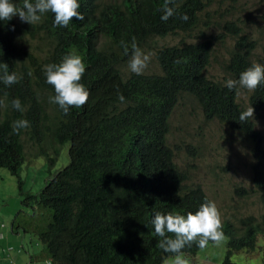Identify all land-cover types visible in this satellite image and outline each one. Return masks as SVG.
<instances>
[{
	"label": "trees",
	"instance_id": "1",
	"mask_svg": "<svg viewBox=\"0 0 264 264\" xmlns=\"http://www.w3.org/2000/svg\"><path fill=\"white\" fill-rule=\"evenodd\" d=\"M12 2L20 6L23 0ZM165 2L78 0L84 19H73L67 27L54 25L51 12L34 25L19 17L0 21V72L7 64L9 73L21 77L10 86L0 81V167L17 177L22 202L47 220L34 232L42 245L38 257L50 264H164L174 256L158 247L161 238L154 232V214L186 216L211 201L200 184L187 183L188 176L176 164L167 142L170 116L183 94L197 101L205 119L228 126L246 141L253 187L235 191L241 197L254 194L263 208L258 216L232 214L221 219L226 237L221 264H237L231 260L234 253L255 251L258 238L264 239V136L253 119L239 121L245 110L239 92L246 89L225 86V81L238 80L252 64L264 65V31L258 45L237 21L223 23L232 44L226 76L221 79L206 74L215 47L224 43L218 34L198 42L163 45L155 51L158 73L123 76L120 65L131 58L133 38L141 48L155 36L190 33L209 5L206 0H175L170 6L176 8V15L164 22L160 9ZM185 13L186 22L180 19ZM27 25L33 37L41 35L47 47L43 56H27L23 50L20 32ZM121 41L129 45L128 54ZM69 53L85 63L80 83L89 97L85 105L70 107L65 115L49 100L55 91L46 81L44 66L61 63ZM40 92L52 105L50 112ZM247 94L254 112L262 111L264 83ZM14 99H19L23 111L12 107ZM21 119L29 127L14 133L13 123ZM23 135L49 167L68 144V163L50 175L36 194L24 192L21 186L26 158ZM199 250L193 243L182 253L193 255Z\"/></svg>",
	"mask_w": 264,
	"mask_h": 264
},
{
	"label": "rangeland",
	"instance_id": "2",
	"mask_svg": "<svg viewBox=\"0 0 264 264\" xmlns=\"http://www.w3.org/2000/svg\"><path fill=\"white\" fill-rule=\"evenodd\" d=\"M208 6L199 15V23L190 32H179L165 37L149 38L141 51L150 54L151 59L143 73H158L160 67L155 58V51L163 45H173L183 42L202 41L209 35H221L224 43H219L214 50L207 76L221 79L226 74L224 66L228 59V51L232 39L228 32L223 31L224 22L237 21L251 38L262 44L264 31V0H206ZM222 11L220 18L216 11ZM207 20L213 24H205ZM238 25V24H237ZM32 28L21 26L23 50L27 56H43L47 47L40 34L34 37ZM25 58V57H24ZM129 60L120 65L123 76L130 72ZM239 103L246 110L250 107L247 91L242 90ZM40 96L45 100L47 111L52 105L44 92ZM256 128L264 136V109L254 112ZM26 158L20 170L22 190L38 193L50 175L68 163V144L59 150L52 167H49L44 156L37 155L34 146L23 135ZM167 142L174 150L176 164L188 176V184H200L211 201H214L220 212L221 219L234 214L241 216L252 213L258 216L263 208L254 194L246 197L237 195L235 189L252 188L250 180L249 148L239 133L216 120L204 118L197 101L183 94L170 116V130ZM47 147V145H46ZM17 177L0 167V264H50L38 257L42 247L35 228L44 227L47 220L40 211H33L22 202ZM12 226V227H11ZM14 229V232L11 231ZM226 237L219 246L208 243L196 254H184L190 264H221L225 254ZM174 256L165 260L164 264H172ZM231 260L237 264H264V239L257 240V248L252 252L239 251L234 253Z\"/></svg>",
	"mask_w": 264,
	"mask_h": 264
},
{
	"label": "clouds",
	"instance_id": "3",
	"mask_svg": "<svg viewBox=\"0 0 264 264\" xmlns=\"http://www.w3.org/2000/svg\"><path fill=\"white\" fill-rule=\"evenodd\" d=\"M175 0H166L160 9L161 20L166 22L176 15ZM80 5L78 0H23L22 5L17 6L12 0H0V21H10L14 17H19L21 22L30 25L41 21L42 16L48 12L54 15V25L67 27L73 19L83 20L84 16L78 11ZM180 19L187 21L188 15L182 14ZM14 30V26H13ZM125 54L129 52V45L121 41ZM151 59L150 54H145L136 45L135 38L131 44V58L129 69L140 75L146 69ZM86 70L83 59L75 54L65 55L59 64H48L44 66L46 81L52 85L55 95L49 98L51 103L58 104L65 115L70 107H82L88 101L89 92L80 83ZM29 75L31 73L29 72ZM21 79L16 73H9L7 64L3 65L0 72V81L6 85H13ZM264 83V65L254 63L246 70L242 71L238 80L228 79L225 86L230 90L246 89L249 92L255 91ZM121 102L125 101L123 95H119ZM12 107L18 111H23L19 99L12 101ZM254 118V109L250 106L239 114L240 122H247ZM29 127L27 120L21 119L13 123V132L19 134L21 129ZM154 232L161 239L158 247L166 253L174 254L172 264H190L184 258L182 250L186 246L197 243L200 249L208 246L209 241L219 246L224 240L221 215L214 201L202 203L194 213L189 211L187 215L162 214L156 212L152 219ZM168 234H172L169 236ZM199 238V239H198Z\"/></svg>",
	"mask_w": 264,
	"mask_h": 264
}]
</instances>
